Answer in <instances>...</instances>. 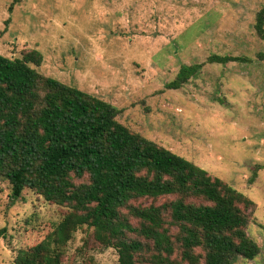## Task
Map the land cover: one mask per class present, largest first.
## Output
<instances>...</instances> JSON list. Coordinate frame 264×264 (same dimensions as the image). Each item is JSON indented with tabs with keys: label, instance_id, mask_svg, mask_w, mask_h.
Returning a JSON list of instances; mask_svg holds the SVG:
<instances>
[{
	"label": "rangeland",
	"instance_id": "374dc122",
	"mask_svg": "<svg viewBox=\"0 0 264 264\" xmlns=\"http://www.w3.org/2000/svg\"><path fill=\"white\" fill-rule=\"evenodd\" d=\"M263 6L264 0H0V54L20 58L37 50L41 64L29 65L38 72L111 103L131 132L244 194L253 202L244 208L246 234L259 252L233 264H264V40L254 28ZM212 55L233 59L214 62ZM183 64L197 66L196 73L168 88ZM10 193L0 176V264H15L19 250L41 241L71 211L29 188L16 200ZM121 214L137 224L126 207ZM147 258L144 251L135 264H149ZM117 259L115 248L82 225L60 264Z\"/></svg>",
	"mask_w": 264,
	"mask_h": 264
},
{
	"label": "trees",
	"instance_id": "16d2710c",
	"mask_svg": "<svg viewBox=\"0 0 264 264\" xmlns=\"http://www.w3.org/2000/svg\"><path fill=\"white\" fill-rule=\"evenodd\" d=\"M254 28L264 40V6ZM231 59L210 57L220 63ZM41 62L37 50L20 58L0 54V176L8 180L13 200L29 188L71 211L41 241L19 250L15 264H60L65 245L82 225L93 229L97 242L116 249L115 264H135L144 251L149 264H200L201 258L204 264H233L239 256L258 254L245 230L249 198L131 132L116 120L111 103L29 65ZM196 71L197 66L181 65L167 87L179 88ZM164 196L171 199L159 205L130 203ZM123 207L136 225L121 214Z\"/></svg>",
	"mask_w": 264,
	"mask_h": 264
}]
</instances>
